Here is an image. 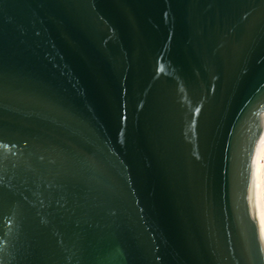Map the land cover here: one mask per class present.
Instances as JSON below:
<instances>
[{
    "label": "water",
    "instance_id": "obj_1",
    "mask_svg": "<svg viewBox=\"0 0 264 264\" xmlns=\"http://www.w3.org/2000/svg\"><path fill=\"white\" fill-rule=\"evenodd\" d=\"M263 118L264 0H0V264H264Z\"/></svg>",
    "mask_w": 264,
    "mask_h": 264
},
{
    "label": "bare ground",
    "instance_id": "obj_2",
    "mask_svg": "<svg viewBox=\"0 0 264 264\" xmlns=\"http://www.w3.org/2000/svg\"><path fill=\"white\" fill-rule=\"evenodd\" d=\"M252 177L253 213L256 215L257 228L261 229L264 245V118L262 131L254 152Z\"/></svg>",
    "mask_w": 264,
    "mask_h": 264
}]
</instances>
